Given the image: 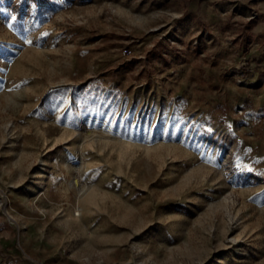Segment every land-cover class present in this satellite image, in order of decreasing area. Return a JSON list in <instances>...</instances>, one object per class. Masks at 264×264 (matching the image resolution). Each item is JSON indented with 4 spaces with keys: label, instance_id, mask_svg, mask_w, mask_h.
Here are the masks:
<instances>
[{
    "label": "rangeland",
    "instance_id": "374dc122",
    "mask_svg": "<svg viewBox=\"0 0 264 264\" xmlns=\"http://www.w3.org/2000/svg\"><path fill=\"white\" fill-rule=\"evenodd\" d=\"M0 264H264V0H0Z\"/></svg>",
    "mask_w": 264,
    "mask_h": 264
},
{
    "label": "bare ground",
    "instance_id": "6f19581e",
    "mask_svg": "<svg viewBox=\"0 0 264 264\" xmlns=\"http://www.w3.org/2000/svg\"><path fill=\"white\" fill-rule=\"evenodd\" d=\"M78 184L80 188H83L85 186V182L82 180V178L79 176L78 178Z\"/></svg>",
    "mask_w": 264,
    "mask_h": 264
}]
</instances>
